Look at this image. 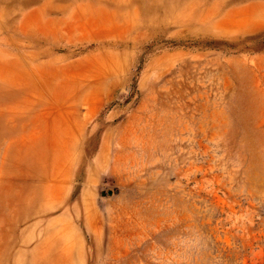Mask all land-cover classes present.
<instances>
[{"label": "rangeland", "instance_id": "374dc122", "mask_svg": "<svg viewBox=\"0 0 264 264\" xmlns=\"http://www.w3.org/2000/svg\"><path fill=\"white\" fill-rule=\"evenodd\" d=\"M0 264H264V0H0Z\"/></svg>", "mask_w": 264, "mask_h": 264}]
</instances>
